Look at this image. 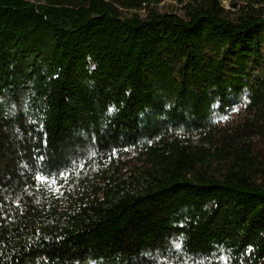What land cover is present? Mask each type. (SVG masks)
Here are the masks:
<instances>
[{"label":"trees","instance_id":"1","mask_svg":"<svg viewBox=\"0 0 264 264\" xmlns=\"http://www.w3.org/2000/svg\"><path fill=\"white\" fill-rule=\"evenodd\" d=\"M171 1L0 0V264H264V0Z\"/></svg>","mask_w":264,"mask_h":264},{"label":"rangeland","instance_id":"2","mask_svg":"<svg viewBox=\"0 0 264 264\" xmlns=\"http://www.w3.org/2000/svg\"><path fill=\"white\" fill-rule=\"evenodd\" d=\"M241 1H243V0H222V4L225 6V7H228V5H229V2H235V3H239V2H241ZM166 5L168 6V5H174V3L171 1V0H166ZM47 183V186L48 187H50L52 190H53V192H58V189H57V187L52 183V182H46Z\"/></svg>","mask_w":264,"mask_h":264},{"label":"snow or ice","instance_id":"3","mask_svg":"<svg viewBox=\"0 0 264 264\" xmlns=\"http://www.w3.org/2000/svg\"><path fill=\"white\" fill-rule=\"evenodd\" d=\"M59 174L63 175V173H59ZM42 178L43 177L40 174L37 175V179H42Z\"/></svg>","mask_w":264,"mask_h":264}]
</instances>
